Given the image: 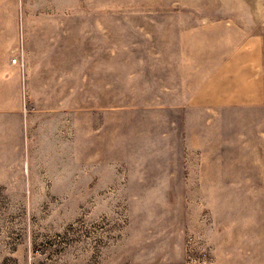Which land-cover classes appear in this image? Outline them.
Segmentation results:
<instances>
[{"label":"rangeland","instance_id":"374dc122","mask_svg":"<svg viewBox=\"0 0 264 264\" xmlns=\"http://www.w3.org/2000/svg\"><path fill=\"white\" fill-rule=\"evenodd\" d=\"M0 264H264V0H0Z\"/></svg>","mask_w":264,"mask_h":264},{"label":"built area","instance_id":"2783aa9c","mask_svg":"<svg viewBox=\"0 0 264 264\" xmlns=\"http://www.w3.org/2000/svg\"><path fill=\"white\" fill-rule=\"evenodd\" d=\"M13 61H14L15 63H17V62H18V58H17V57L14 58Z\"/></svg>","mask_w":264,"mask_h":264}]
</instances>
